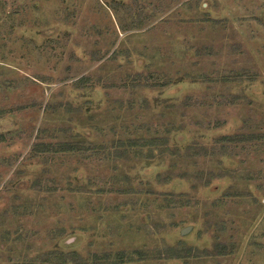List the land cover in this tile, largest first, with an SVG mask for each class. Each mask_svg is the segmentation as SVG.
<instances>
[{
    "label": "rangeland",
    "instance_id": "374dc122",
    "mask_svg": "<svg viewBox=\"0 0 264 264\" xmlns=\"http://www.w3.org/2000/svg\"><path fill=\"white\" fill-rule=\"evenodd\" d=\"M0 264H264V0H0Z\"/></svg>",
    "mask_w": 264,
    "mask_h": 264
},
{
    "label": "water",
    "instance_id": "95a60500",
    "mask_svg": "<svg viewBox=\"0 0 264 264\" xmlns=\"http://www.w3.org/2000/svg\"><path fill=\"white\" fill-rule=\"evenodd\" d=\"M190 228V227H189ZM185 230H188V228H184Z\"/></svg>",
    "mask_w": 264,
    "mask_h": 264
}]
</instances>
